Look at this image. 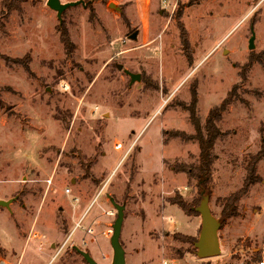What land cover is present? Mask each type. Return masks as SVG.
Masks as SVG:
<instances>
[{
    "label": "rangeland",
    "instance_id": "obj_1",
    "mask_svg": "<svg viewBox=\"0 0 264 264\" xmlns=\"http://www.w3.org/2000/svg\"><path fill=\"white\" fill-rule=\"evenodd\" d=\"M20 1L0 36V261L88 264L85 252L111 264L114 204L123 206L125 264L260 260L264 157L240 215L219 225L220 252L199 257L190 238L201 229L204 195L220 221L246 155L264 144V0H82L61 19L47 0ZM61 21L73 53L59 40ZM193 90L202 123L226 105L210 194L178 168L198 163L197 140L175 136L195 132ZM199 196L195 216L173 202Z\"/></svg>",
    "mask_w": 264,
    "mask_h": 264
},
{
    "label": "trees",
    "instance_id": "obj_2",
    "mask_svg": "<svg viewBox=\"0 0 264 264\" xmlns=\"http://www.w3.org/2000/svg\"><path fill=\"white\" fill-rule=\"evenodd\" d=\"M20 0H1V11H2V21L0 22V36L6 34L5 21L12 10L20 11ZM181 13L177 11L175 13V18L177 20V25L180 29L181 42L183 46L189 44L187 39V32L184 28L183 23L180 21ZM59 32V40L63 45L66 53H73L75 45L70 39L69 32L64 24L61 23L57 26ZM187 58L190 55L187 54ZM225 103H221L218 106H213L205 121L202 123L199 117L196 115V94L195 91L191 93V101L188 104L189 114L191 121L194 125L195 132L193 134H186L184 132L175 131V136H181L185 139H195L199 146V157L197 164H180L178 168L183 172H186L188 176L194 177L199 181L197 184L199 192L204 189V192L210 194V189L208 184L212 180L213 165L216 160V154L213 152L214 144L218 138L223 136V132L219 128V123L221 122V111L225 108ZM60 119V118H58ZM264 157V144H262L259 151L255 153H248L245 158V175L243 178L242 185L239 189L229 194L223 199L221 210H220V224H225V221L229 218L238 217L240 215L239 211V201L243 196H246L250 188L256 183L261 182L262 177L257 173L258 162ZM202 193V192H201ZM200 200L199 197H195L191 203H187L184 200H174L181 210L187 215H197V211L194 209ZM190 238V237H186ZM191 241L195 242V238H190ZM193 244V243H192Z\"/></svg>",
    "mask_w": 264,
    "mask_h": 264
},
{
    "label": "water",
    "instance_id": "obj_3",
    "mask_svg": "<svg viewBox=\"0 0 264 264\" xmlns=\"http://www.w3.org/2000/svg\"><path fill=\"white\" fill-rule=\"evenodd\" d=\"M77 4H83L82 0L70 1V2H61L60 0H47V5L56 11L57 18L61 19L62 12L70 7L75 6ZM109 6L120 10L121 7L115 5L110 2ZM254 33L249 40V48L252 49L254 47L253 44ZM205 196V197H204ZM203 202L197 210L201 215V229L198 235L197 240L194 242V246L196 247V254L199 257H211L215 256L220 252V245L218 239V229L220 225V221H217L213 215L211 214L209 208L205 203V199L207 198L204 195ZM114 208L116 209V219L112 225V234L110 237V244L113 250V259L111 264H125V252L119 241L121 226L123 222V206L114 204ZM84 259L88 264H98L88 253H83Z\"/></svg>",
    "mask_w": 264,
    "mask_h": 264
},
{
    "label": "built area",
    "instance_id": "obj_4",
    "mask_svg": "<svg viewBox=\"0 0 264 264\" xmlns=\"http://www.w3.org/2000/svg\"><path fill=\"white\" fill-rule=\"evenodd\" d=\"M120 145L117 143L116 148H119ZM65 193H69V189H65ZM75 199V198H73ZM84 233L89 234V242L90 243H95L96 242V236L93 234V229L89 226L84 228ZM107 233L111 236L112 230H108ZM260 254L262 255L260 260H257L255 262H250V264H264V239L261 242V245L259 247ZM0 264H7L5 261H0ZM161 264H176L174 260L172 259H163L161 261ZM241 264H248L247 262H242Z\"/></svg>",
    "mask_w": 264,
    "mask_h": 264
},
{
    "label": "crops",
    "instance_id": "obj_5",
    "mask_svg": "<svg viewBox=\"0 0 264 264\" xmlns=\"http://www.w3.org/2000/svg\"><path fill=\"white\" fill-rule=\"evenodd\" d=\"M118 149V148H117ZM69 192H70V190H69ZM75 197V196H74ZM77 198V197H76ZM1 202H3V201H1ZM190 216H195V215H190Z\"/></svg>",
    "mask_w": 264,
    "mask_h": 264
}]
</instances>
